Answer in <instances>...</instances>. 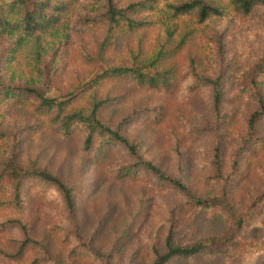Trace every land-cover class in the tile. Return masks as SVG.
<instances>
[{"label":"rangeland","instance_id":"1","mask_svg":"<svg viewBox=\"0 0 264 264\" xmlns=\"http://www.w3.org/2000/svg\"><path fill=\"white\" fill-rule=\"evenodd\" d=\"M113 1L125 6L139 0ZM90 2L70 4L66 42L64 35L40 54L31 43L1 39L0 81L63 95L99 73L100 65L145 59L164 45L173 51L160 65L170 70V84L150 88L130 77L104 79L72 101L71 109L80 110L93 97L104 99L100 119L136 147L131 154L114 144L103 158L95 150L84 153L82 128L74 126L70 135L58 131L54 113L40 112L33 95L0 103V264H152L169 233L175 245L226 241L166 264H264V116L252 134L247 123L259 97L264 105V3L248 15L228 6L176 49L180 32L166 37L158 16L138 12L133 17L148 24L113 34L97 62L103 10ZM138 162L156 165L195 197L215 201L196 205L145 168L120 178L122 167ZM34 170L71 187L73 213L56 185ZM15 172L21 175L20 209L11 200Z\"/></svg>","mask_w":264,"mask_h":264},{"label":"trees","instance_id":"2","mask_svg":"<svg viewBox=\"0 0 264 264\" xmlns=\"http://www.w3.org/2000/svg\"><path fill=\"white\" fill-rule=\"evenodd\" d=\"M78 0H0V40L4 37L13 39L15 46L28 45L31 43L33 48L44 50L45 47L56 39L66 35L67 14L70 4ZM159 1L156 5L151 2ZM92 3L98 2L103 11L99 14L100 21L104 25L105 34L98 50V60L102 58V50L110 42L113 34L123 31H134L146 26L148 23L136 19L133 16L138 12L152 11L154 16L159 17V22L164 26L166 37H172L180 32L179 43L174 49L183 45L195 31V27L204 24L212 16L223 17L226 8L243 15H248L253 6L257 3H264V0H139L129 2L125 6H117L113 0H91ZM90 2V3H91ZM91 3V5H92ZM161 4V5H159ZM14 50V49H13ZM173 51H167L162 45L158 51L145 59L133 57L130 63L118 66H99V73L92 76L85 83L75 87L71 92L49 96L41 93L36 88L13 86L10 83L0 81V103L11 98H18L21 93L33 95L38 99L40 112H53V119L56 121L58 131L65 135H70L74 126L83 129V151L89 153L95 150L97 158H103L108 153V148L114 144H120L131 153L135 154V145L116 128L109 126L99 117V111L105 104L104 99L93 97L87 109L72 110V101L79 98L84 93L94 89L104 79H121L130 77L138 83L150 88L168 87L170 82V70L160 68L161 62ZM214 91V105L220 102L221 90L217 79L210 80ZM258 108L253 111L248 118L249 134H252L255 123L264 116V105L261 97L258 99ZM215 163L218 166V154H215ZM219 167V166H218ZM145 168L157 179L166 181L174 186L181 194L189 198L196 205L207 206L213 199L197 198L190 193L186 185L178 179L164 174L156 165L150 162L132 163L122 167L118 173L120 178H125L136 174L140 169ZM40 180L48 181L56 185L61 192L64 203L70 213L74 212L71 187L66 186L56 177L44 171H31ZM16 176V185L12 196L15 208L22 206L19 181L21 175ZM238 227V225H237ZM226 241L224 237H209L192 245L173 244L171 233L165 238V251L156 254L152 264H166L170 259L177 257L196 256L200 253L213 249L220 243Z\"/></svg>","mask_w":264,"mask_h":264}]
</instances>
